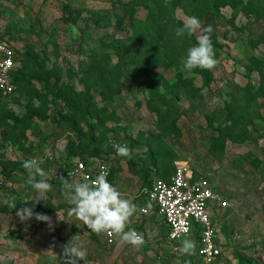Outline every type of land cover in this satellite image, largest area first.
Listing matches in <instances>:
<instances>
[{"label":"rangeland","instance_id":"obj_1","mask_svg":"<svg viewBox=\"0 0 264 264\" xmlns=\"http://www.w3.org/2000/svg\"><path fill=\"white\" fill-rule=\"evenodd\" d=\"M253 1L256 14L248 0H0V41L15 46L19 72L16 93L0 97V264H63L72 236L87 264H199L181 244L162 245L157 220L156 234L150 228L133 247L119 237L108 244L70 216L64 183L83 182L59 172L78 160L110 164V183L137 205L134 229L149 182L188 163L191 181L214 192L209 211L226 264H264V0ZM193 15L201 29L177 38ZM209 25L216 66L180 72ZM216 136L223 150L212 149ZM114 143L132 158L117 156ZM31 159L53 186L39 203L25 183ZM21 207L53 227L20 222ZM189 239L197 248V234Z\"/></svg>","mask_w":264,"mask_h":264},{"label":"clouds","instance_id":"obj_2","mask_svg":"<svg viewBox=\"0 0 264 264\" xmlns=\"http://www.w3.org/2000/svg\"><path fill=\"white\" fill-rule=\"evenodd\" d=\"M200 29L201 21L193 15L184 19L182 26H177L174 29V34L177 38L185 35L193 36ZM212 31L213 28L209 25L196 36V43L187 49L186 56L180 61V72L191 73L197 68L211 70L216 66L217 60L210 35ZM113 148L117 156L132 158V150L127 145L114 143ZM40 163L42 161L36 159L26 160L23 163L24 169L27 170L25 183L31 186L34 191L35 196L32 200L35 203H39L41 200L46 201L47 193L53 190L52 184L46 179H37V176L44 177L46 175L40 167ZM107 176V169L102 168L95 179L90 182L69 184L65 181L62 196L64 201L71 205L69 215L74 216L87 229L97 235L107 234L119 237L121 244L140 247L145 243L144 238L134 228L129 227L131 218L137 212V205L131 200L123 198L121 192L108 181ZM85 179L88 180V178ZM11 207L15 208V203L11 204ZM16 216L22 223L34 219L37 222H45L49 228L53 227L50 216L34 212L32 207L19 208L16 211ZM57 216L59 218L58 213ZM186 232L187 230H185V234ZM78 239V237L72 236L63 245V264H79L81 260L87 264L86 251L78 243ZM178 251L185 256L195 255L196 242L185 236ZM185 264H190V262L186 261Z\"/></svg>","mask_w":264,"mask_h":264},{"label":"built area","instance_id":"obj_3","mask_svg":"<svg viewBox=\"0 0 264 264\" xmlns=\"http://www.w3.org/2000/svg\"><path fill=\"white\" fill-rule=\"evenodd\" d=\"M17 54L13 46L0 41V95L10 96L16 93L17 85L12 80V72L17 66ZM106 168L107 179L111 181V167L106 161L95 166L78 160L70 168L61 170L67 180L90 182L99 171ZM71 173V175H69ZM85 178H88L86 180ZM147 205L142 209L144 214H156L168 226L167 246L178 249L185 236L198 235L200 264H226L223 250L218 242L216 227L210 214V206L215 195L203 179L191 181L190 166L183 162L175 168L168 178L156 177L152 184L144 189ZM185 230H187L185 234ZM143 237V234L136 230ZM108 244H114L116 237L105 234Z\"/></svg>","mask_w":264,"mask_h":264},{"label":"crops","instance_id":"obj_4","mask_svg":"<svg viewBox=\"0 0 264 264\" xmlns=\"http://www.w3.org/2000/svg\"><path fill=\"white\" fill-rule=\"evenodd\" d=\"M146 205H147V199H146V197L144 196L143 204H142V206H141V211H140V214H139L141 220H140L139 224L136 225V226H137V229H135V230H138L140 233L143 234V238H144V241H145V233L149 234V232H150L151 229H152L153 232H154L153 235H155L156 232L158 231V228H156V226H155L156 224L153 223V220H157V221H159L160 224H162L163 227H164L165 230H166V231H165V235H164V237H163L164 243H163L162 245L168 247L167 244H166V237H167V234H168V226L166 225V223L164 222V220L161 219L158 215H156V214H151V215L144 214V213L142 212V209L145 208ZM152 225H153V226H152ZM142 226H144V229H145V230H142V229H141ZM158 227H159V226H158ZM150 228H151V229H150ZM195 234H196V233H195ZM193 235H194V234H193ZM193 235H192V236H193ZM192 236H191V237H192ZM105 239H106V238H105ZM197 240H198V235H197ZM179 244H181V242H180ZM197 249H198V246H197V248H196L195 254H196V257H197V259L199 260V264H200V263H201V260H200L199 256L197 255ZM223 254H224V253H223ZM224 258H225V257H224Z\"/></svg>","mask_w":264,"mask_h":264},{"label":"trees","instance_id":"obj_5","mask_svg":"<svg viewBox=\"0 0 264 264\" xmlns=\"http://www.w3.org/2000/svg\"><path fill=\"white\" fill-rule=\"evenodd\" d=\"M219 1H221V0H214V2H213V4L215 5V6H217L218 4H219ZM231 1H232V3H233V1H236V0H222V4H228V3H231ZM254 3V1L253 0H248V2L246 3L247 5H245V8L246 9H248V13L250 12H252V13H257V10H256V8H255V4H253ZM11 46H13L14 48H15V46L11 43V42H8ZM15 51H16V49H15ZM16 54H17V56H18V53H17V51H16ZM17 59V58H16ZM144 73H146L148 76H153L154 75V73L153 72H151V71H149V70H145V69H143L142 70ZM18 69H17V66H16V68L14 69V71L12 72V80L14 81V83L17 85V87H18V79H17V75H18ZM11 96V95H10ZM0 97H8V96H2V95H0ZM66 100H68V98H66ZM221 142V139H220V137L219 136H216V137H214V139H213V143H212V149L213 150H217V148L218 147H220L222 150L225 148V146H224V144L223 145H219V143ZM85 162H87L88 164H90V162L89 161H85ZM111 167V166H110ZM149 170H147V172H148ZM111 177H112V167H111ZM156 178V177H155ZM162 178H168V177H162ZM153 180H154V178H153ZM153 180H151L150 182H149V184L146 186V188L147 187H149L151 184H152V181Z\"/></svg>","mask_w":264,"mask_h":264}]
</instances>
